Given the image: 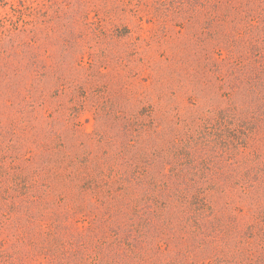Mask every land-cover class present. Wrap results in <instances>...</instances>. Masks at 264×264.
I'll return each instance as SVG.
<instances>
[{
	"label": "trees",
	"instance_id": "trees-1",
	"mask_svg": "<svg viewBox=\"0 0 264 264\" xmlns=\"http://www.w3.org/2000/svg\"><path fill=\"white\" fill-rule=\"evenodd\" d=\"M0 264H264V0H0Z\"/></svg>",
	"mask_w": 264,
	"mask_h": 264
},
{
	"label": "rangeland",
	"instance_id": "rangeland-1",
	"mask_svg": "<svg viewBox=\"0 0 264 264\" xmlns=\"http://www.w3.org/2000/svg\"><path fill=\"white\" fill-rule=\"evenodd\" d=\"M16 3L19 2V0H14ZM82 121L84 122V125L88 128L91 129L92 128V120L91 121H87L85 118H82Z\"/></svg>",
	"mask_w": 264,
	"mask_h": 264
}]
</instances>
